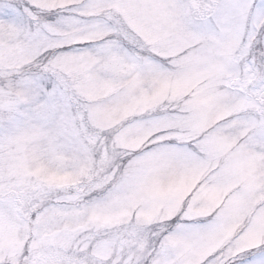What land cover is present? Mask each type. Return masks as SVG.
<instances>
[{
  "label": "snow or ice",
  "instance_id": "snow-or-ice-1",
  "mask_svg": "<svg viewBox=\"0 0 264 264\" xmlns=\"http://www.w3.org/2000/svg\"><path fill=\"white\" fill-rule=\"evenodd\" d=\"M0 264H264V0H0Z\"/></svg>",
  "mask_w": 264,
  "mask_h": 264
}]
</instances>
